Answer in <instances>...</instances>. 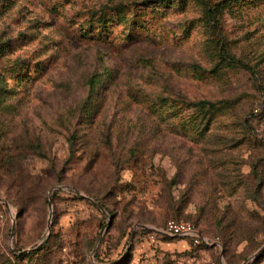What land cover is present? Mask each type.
I'll list each match as a JSON object with an SVG mask.
<instances>
[{"label":"rangeland","instance_id":"obj_1","mask_svg":"<svg viewBox=\"0 0 264 264\" xmlns=\"http://www.w3.org/2000/svg\"><path fill=\"white\" fill-rule=\"evenodd\" d=\"M204 2L0 0V264H264V0Z\"/></svg>","mask_w":264,"mask_h":264},{"label":"built area","instance_id":"obj_2","mask_svg":"<svg viewBox=\"0 0 264 264\" xmlns=\"http://www.w3.org/2000/svg\"><path fill=\"white\" fill-rule=\"evenodd\" d=\"M150 227L153 234L185 238L193 245H209L217 242L216 239L203 234L199 227L189 220L167 218L162 224Z\"/></svg>","mask_w":264,"mask_h":264},{"label":"trees","instance_id":"obj_3","mask_svg":"<svg viewBox=\"0 0 264 264\" xmlns=\"http://www.w3.org/2000/svg\"><path fill=\"white\" fill-rule=\"evenodd\" d=\"M230 0H222L220 3H213L211 4L209 1H206L205 0V14L207 16V20L209 21V23H211L212 27L213 28H216L217 26V20H216V16L217 14L219 13L220 11V7L221 6H224L226 3H228ZM218 53L221 57L222 60L226 61V62H229V63H234V64H237V65H240V66H243V67H246L248 68L249 70L251 69V67L245 63L243 60H241L240 58L230 54L226 47H225V44L223 42H220V47H219V50H218ZM193 66H195L196 68L198 67L199 69H202L201 66L199 64H193ZM196 104L202 106V107H207V108H212L215 106V101L213 100H209V99H199L198 101L195 102ZM175 211V215H177L176 213H178L177 210H174ZM176 218V217H174ZM166 220V219H165ZM164 220V221H165ZM163 221V222H164ZM162 222V223H163ZM193 222V221H192ZM161 223V224H162ZM195 223V222H194ZM196 224V223H195ZM160 225V224H158ZM197 225V224H196ZM198 226V225H197ZM204 234V233H203ZM202 245V244H201ZM203 246H206V245H203Z\"/></svg>","mask_w":264,"mask_h":264},{"label":"water","instance_id":"obj_4","mask_svg":"<svg viewBox=\"0 0 264 264\" xmlns=\"http://www.w3.org/2000/svg\"><path fill=\"white\" fill-rule=\"evenodd\" d=\"M100 207H102V206H100Z\"/></svg>","mask_w":264,"mask_h":264},{"label":"crops","instance_id":"obj_5","mask_svg":"<svg viewBox=\"0 0 264 264\" xmlns=\"http://www.w3.org/2000/svg\"><path fill=\"white\" fill-rule=\"evenodd\" d=\"M185 239V238H184Z\"/></svg>","mask_w":264,"mask_h":264}]
</instances>
